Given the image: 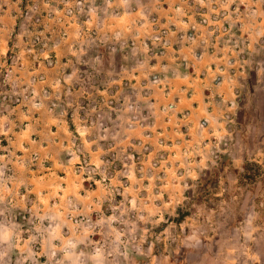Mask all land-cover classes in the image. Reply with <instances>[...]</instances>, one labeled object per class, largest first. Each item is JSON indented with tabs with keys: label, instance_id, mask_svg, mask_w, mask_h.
I'll list each match as a JSON object with an SVG mask.
<instances>
[{
	"label": "crops",
	"instance_id": "0c3cea01",
	"mask_svg": "<svg viewBox=\"0 0 264 264\" xmlns=\"http://www.w3.org/2000/svg\"><path fill=\"white\" fill-rule=\"evenodd\" d=\"M37 1L41 25L26 19L23 0H0V78H7L19 97L0 114V139L8 132L4 137L11 142L0 144L9 179L3 191L38 194L30 206L38 209L31 216L33 236L43 250L28 253V264H102L101 255L85 244L111 189L103 184L88 189L77 172L84 156L104 167L123 157L115 151L120 144L127 159L147 152L175 161L183 155L179 145L191 136L205 140L216 131L227 138L224 117H232L239 104L245 71L236 63L223 66L224 56L199 47L204 43L194 37L202 26L196 15L189 23H171L160 5L166 0H89L91 11L76 19L53 12L59 0ZM248 21L254 27L248 38L241 22L225 20L215 30L234 31L239 45L250 48L264 35L258 26L264 24L262 9L252 7ZM36 32L50 39L59 35L55 43L35 48ZM185 33H195L192 42L181 39ZM137 103L147 112L144 122L133 112ZM130 173L124 175L131 178ZM117 175L111 185L118 184ZM17 200L10 205L0 193L1 208L22 205L23 211L28 201ZM110 214L103 216L111 231ZM5 216L11 220L15 214Z\"/></svg>",
	"mask_w": 264,
	"mask_h": 264
},
{
	"label": "rangeland",
	"instance_id": "374dc122",
	"mask_svg": "<svg viewBox=\"0 0 264 264\" xmlns=\"http://www.w3.org/2000/svg\"><path fill=\"white\" fill-rule=\"evenodd\" d=\"M23 5L26 19L41 25L39 2L23 0ZM160 5L170 13L171 23H189L196 15L202 26L194 37L204 43L199 47L224 56L223 66L236 63L245 71L239 79V104L232 117H224L229 122L227 138L216 131L205 140L191 136L179 145L183 155L175 161L158 155L150 158L147 152L127 159L120 144L115 151L123 157L104 167L84 156L77 172L86 177L88 189L101 184L111 189L101 217L94 216L95 228L85 249L101 255L102 264H264V35L248 48L239 45L234 31L215 30L225 20L241 22L248 38L254 33L250 10L257 7L264 12V0H166ZM91 6L89 0H59L51 8L56 15L63 12L76 19ZM209 22L213 31L206 29ZM258 26L264 34V24ZM194 34L185 33L181 39L192 42ZM58 35L50 39L36 32L32 45L53 44ZM15 91L7 78H0V114L18 102ZM132 106L135 115L142 116L139 122H144L147 112L138 103ZM6 134L0 139L2 146L11 143ZM154 147H160L157 141ZM4 164L0 160V193L8 196L10 205L15 196L18 204L28 203L23 211L22 205L18 210L0 207V264H28V253L43 250L41 240L33 236L37 229L31 216L38 209L30 206L38 194L22 188L4 193L2 184L9 180ZM127 171L131 178L124 175ZM116 173L118 184L111 185ZM104 213H111V231ZM5 214L15 217L7 220Z\"/></svg>",
	"mask_w": 264,
	"mask_h": 264
}]
</instances>
